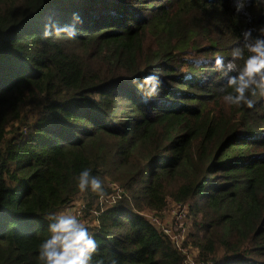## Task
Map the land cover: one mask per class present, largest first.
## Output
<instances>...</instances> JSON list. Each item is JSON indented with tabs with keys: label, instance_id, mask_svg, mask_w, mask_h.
Here are the masks:
<instances>
[{
	"label": "trees",
	"instance_id": "16d2710c",
	"mask_svg": "<svg viewBox=\"0 0 264 264\" xmlns=\"http://www.w3.org/2000/svg\"><path fill=\"white\" fill-rule=\"evenodd\" d=\"M0 0V264H39L45 217L81 193L84 169L106 196L85 226L93 264H185L152 222L170 204L192 219L182 247L196 264H264V96L234 93L215 58L243 59V33L264 38V0ZM76 23L44 37L45 26ZM155 74L157 94L145 96ZM151 213L150 219L144 216ZM94 223V225H93Z\"/></svg>",
	"mask_w": 264,
	"mask_h": 264
},
{
	"label": "clouds",
	"instance_id": "9594fccd",
	"mask_svg": "<svg viewBox=\"0 0 264 264\" xmlns=\"http://www.w3.org/2000/svg\"><path fill=\"white\" fill-rule=\"evenodd\" d=\"M245 5L246 0H236V12H241ZM73 21V24L63 27L46 25L44 37L51 36L54 31L57 35L66 32L69 39H74L77 32L75 24L82 21L77 14H73ZM260 31L264 33V28ZM243 36L244 48L251 53L244 61V67L238 68L235 63L236 60L244 58L243 49L235 48L232 52L233 59L227 63L222 56H216L215 68L225 76L237 72L236 76H228V86L234 89V93L224 95L225 102L251 109L255 106V100L252 97L257 95V89L260 95L264 96V38L257 37L253 40L251 30L245 31ZM159 84L158 77L155 74H149L138 87L141 89L147 87L144 94L152 97L157 94ZM78 187L81 193L91 190L101 198L107 195L103 181L92 175L90 168L80 172ZM45 218L50 221L48 231L51 236L40 246L39 264H93V256L98 250L97 241L75 215L52 213ZM97 264H102V262H97Z\"/></svg>",
	"mask_w": 264,
	"mask_h": 264
},
{
	"label": "rangeland",
	"instance_id": "374dc122",
	"mask_svg": "<svg viewBox=\"0 0 264 264\" xmlns=\"http://www.w3.org/2000/svg\"><path fill=\"white\" fill-rule=\"evenodd\" d=\"M112 192L113 193L111 195H108V196H105L103 198H100L99 200L98 199L96 200L92 214L83 217L81 220L82 224L85 225L88 222H92V220L95 219V216H96L95 212H97L96 207L99 208V206H100V207H103V209H104L105 207H109L115 203L117 196L120 195V189L113 188ZM177 207H178V205L172 206V204H170L168 206V208L165 210V212L162 214L161 219H163L162 222H163L164 226L171 228V230L173 231V233L176 236L180 234L181 235L180 237L182 238L184 235V238L181 240V243L183 244L186 242L188 229H190V225L192 224V219L190 218V216L188 214V205H185L184 210L181 211V213H180V214H182V217L177 219L178 222L175 225V216H173V211ZM73 210H74L73 207L69 208L68 213L64 212V214L73 215ZM144 216L148 219H150L151 216L153 217V215L151 213H148L147 211H145ZM93 225H94V223H93ZM182 249H183V254L185 255V258H186L185 264H196L195 263V258H196L195 250L190 248V247H187V246L182 247Z\"/></svg>",
	"mask_w": 264,
	"mask_h": 264
},
{
	"label": "built area",
	"instance_id": "2783aa9c",
	"mask_svg": "<svg viewBox=\"0 0 264 264\" xmlns=\"http://www.w3.org/2000/svg\"><path fill=\"white\" fill-rule=\"evenodd\" d=\"M73 208H74L73 215H75L77 217V219L80 220V222H81L83 205H80L79 203H77L76 205H73ZM183 210H184V206L178 205V207L173 211V216H175V225L178 222L177 219L182 217V214H180V213ZM95 214H96V212H95ZM151 222L157 228H159L165 235H167L175 243L176 247H178L179 250H182V248H181V240L184 238V235H183L182 238L180 237L181 236L180 234L176 236L173 233V231L171 230V228H169L167 226H164L163 222L159 221L156 218H152Z\"/></svg>",
	"mask_w": 264,
	"mask_h": 264
},
{
	"label": "crops",
	"instance_id": "0c3cea01",
	"mask_svg": "<svg viewBox=\"0 0 264 264\" xmlns=\"http://www.w3.org/2000/svg\"><path fill=\"white\" fill-rule=\"evenodd\" d=\"M77 203H72V205H69V206H67V207H65V208H61V209H59L55 214H61V213H68V209L69 208H72L73 207V205H76ZM72 206V207H71Z\"/></svg>",
	"mask_w": 264,
	"mask_h": 264
}]
</instances>
